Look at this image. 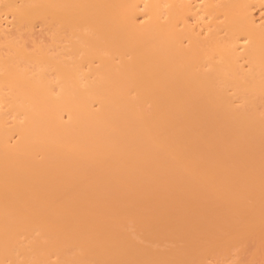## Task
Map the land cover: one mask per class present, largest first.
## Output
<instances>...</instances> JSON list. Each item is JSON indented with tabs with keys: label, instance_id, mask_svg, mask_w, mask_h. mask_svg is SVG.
<instances>
[{
	"label": "bare ground",
	"instance_id": "1",
	"mask_svg": "<svg viewBox=\"0 0 264 264\" xmlns=\"http://www.w3.org/2000/svg\"><path fill=\"white\" fill-rule=\"evenodd\" d=\"M0 264H264V0H0Z\"/></svg>",
	"mask_w": 264,
	"mask_h": 264
},
{
	"label": "rangeland",
	"instance_id": "2",
	"mask_svg": "<svg viewBox=\"0 0 264 264\" xmlns=\"http://www.w3.org/2000/svg\"><path fill=\"white\" fill-rule=\"evenodd\" d=\"M192 1H193V0H192ZM196 2H197V3H200V4H201V3L203 4V0H196ZM260 11H261V9H260V10H259V9H256V10L254 11L255 16H256V17H255L256 20H259V19H260V20L258 21L259 23L262 22V20H261V14H262V12H260ZM5 19H6V18H5ZM139 19H140L141 22L144 21L142 17H139ZM8 20L13 21V20L11 19V17H10ZM6 21H7V20H4V21L2 22L3 27L6 29V27L8 26V29H10L9 27L12 26V24H11L12 22L10 23V24H11V25H10V24H8L9 21H7V23H6ZM6 25H7V26H6ZM9 25H10V26H9ZM5 26H6V27H5ZM36 30H37L36 37H37V34H40V31H42L41 34L44 35V34H43L44 30H43V28H42L41 26H39V24L36 25V29H34V31L36 32ZM38 32H39V33H38ZM41 34H40V37L38 36L39 38H41V36H42ZM43 37H45V36H42V38H43Z\"/></svg>",
	"mask_w": 264,
	"mask_h": 264
}]
</instances>
